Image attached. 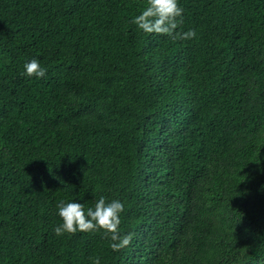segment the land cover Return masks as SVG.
Segmentation results:
<instances>
[{
  "label": "trees",
  "instance_id": "obj_1",
  "mask_svg": "<svg viewBox=\"0 0 264 264\" xmlns=\"http://www.w3.org/2000/svg\"><path fill=\"white\" fill-rule=\"evenodd\" d=\"M146 5L0 0V264H264V0H179L187 40ZM101 196L129 246L55 235Z\"/></svg>",
  "mask_w": 264,
  "mask_h": 264
},
{
  "label": "clouds",
  "instance_id": "obj_2",
  "mask_svg": "<svg viewBox=\"0 0 264 264\" xmlns=\"http://www.w3.org/2000/svg\"><path fill=\"white\" fill-rule=\"evenodd\" d=\"M183 11L179 0H147L146 7L133 18L132 23L149 34L166 35L174 40L193 39L196 37L194 29L186 32L176 31L183 24ZM24 74L28 77H44L46 69L41 67L37 59H31L24 64ZM57 209L62 220V223L54 228L57 236L102 229L105 236L111 239L110 247L113 251L129 246L133 240L134 234H122L119 230L120 214L124 211V204L118 199L107 201L101 196L94 207L87 209L78 201L61 200L57 204ZM93 264H100L98 256L93 258Z\"/></svg>",
  "mask_w": 264,
  "mask_h": 264
}]
</instances>
